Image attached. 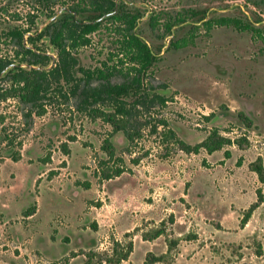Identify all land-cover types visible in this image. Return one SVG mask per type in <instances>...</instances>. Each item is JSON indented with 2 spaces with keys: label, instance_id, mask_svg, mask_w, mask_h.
I'll return each mask as SVG.
<instances>
[{
  "label": "rangeland",
  "instance_id": "374dc122",
  "mask_svg": "<svg viewBox=\"0 0 264 264\" xmlns=\"http://www.w3.org/2000/svg\"><path fill=\"white\" fill-rule=\"evenodd\" d=\"M53 1L48 7L37 0H0V55L18 62L17 45L7 32L13 26L41 29L50 12L57 14L66 2ZM123 1L129 10L140 11L135 30L159 52V61L145 77L148 92L166 101L139 113L135 122L140 124L135 126L140 135L133 142L88 110H77L76 97L47 104L44 114L31 119L24 118L27 107L16 98L2 101L0 264H82V250L110 253L115 236L133 242L132 253L121 264H145L149 250L165 254V261L156 264H264V201L240 225L243 212L256 200V189L264 194V182L248 168L256 157L264 163V0ZM196 10L216 20L239 18L258 32L219 26L217 21L208 28L189 14ZM180 15L185 21L162 36L163 23ZM151 16L157 20L154 27ZM111 26L104 22L90 35L89 44L78 49L80 66L101 67L116 51ZM180 38L189 41L182 48L170 45ZM36 45L56 55L46 39ZM129 66L117 68L124 72ZM123 80L120 73L110 78L113 83ZM239 112L252 121L250 127L244 126ZM214 127L231 141L245 138L247 143L243 149L232 143L211 153L179 149L176 138L195 144ZM3 128L12 143L1 141ZM167 129L175 138L166 137ZM106 138L115 148L113 159L101 149ZM226 149L229 157L224 156ZM18 151L20 159L12 160ZM111 167L124 172L110 180L96 177V170ZM145 174L156 177L149 192L168 193L148 194ZM76 180H87L91 187L83 189ZM139 187L144 196L136 192ZM115 191V199H108ZM97 202L105 205L98 208ZM31 206L35 213L25 216ZM92 222L98 224L95 231ZM160 227L165 234L142 238ZM173 240L177 244L166 253Z\"/></svg>",
  "mask_w": 264,
  "mask_h": 264
},
{
  "label": "trees",
  "instance_id": "16d2710c",
  "mask_svg": "<svg viewBox=\"0 0 264 264\" xmlns=\"http://www.w3.org/2000/svg\"><path fill=\"white\" fill-rule=\"evenodd\" d=\"M54 0L53 3H58ZM41 6H50L49 0H37ZM125 1L117 0H66L63 7L56 14L50 12L46 22L39 30H30V26H13L6 35H8L17 48L15 54L18 62L12 58L0 55V103L8 98H16L18 102L25 105L26 111L23 113L25 119H31L33 115H42L46 112V105L54 103H65L70 97H76V109L79 111H89L93 118H101L112 127V132H122L127 141L133 142L140 135V121L135 122L137 116L142 110L148 111L154 103L164 104L166 99L163 95L150 94L142 87L143 76L147 70L153 67L158 61L159 56L153 51L150 45L144 41L136 32L138 19L141 17L140 11L129 10ZM193 17L204 20L208 26L213 21L218 25H233L239 30H252L258 32L256 28L249 23H242L238 18L220 17L206 18L205 11L189 12ZM184 15L174 17L172 21L163 23L162 36L170 34L172 27L178 22H184ZM33 23V18H30ZM104 22H110L115 37L114 43L117 48L115 52L110 53L105 61L101 62V67L88 69L79 65L77 51L81 47L89 44L90 35L97 31ZM151 26L154 27L157 20L150 17ZM30 32V33H29ZM28 34L25 39V35ZM191 38L193 35L190 36ZM190 38V39H191ZM46 39L48 44L56 50L53 57L43 48L36 45V41ZM30 41L27 45L26 41ZM177 41H180L177 43ZM177 41H171L170 45L175 48L186 44L185 38ZM118 55H121L120 57ZM114 57H118L116 62L108 64ZM129 63L128 70L122 71L117 68L118 65ZM123 75L122 82L113 83L110 78L113 74ZM93 81H97L92 85ZM132 97V100H129ZM244 126L250 127L252 121L243 113L239 112ZM209 119V117H206ZM165 125L164 120H158ZM156 125L152 126L155 131ZM2 131V130H1ZM3 128L1 141L6 140L12 143ZM166 137L175 138V132L167 129ZM179 149L185 153H198L200 149H205L208 153L222 149L225 145L236 144L240 149L247 143L245 138L234 139L231 141L219 134L218 128H212L207 135L198 143L189 144L176 138ZM21 146L22 143L18 142ZM101 149L106 152L109 159L115 157V148L110 138L103 139ZM64 151H68L64 147ZM224 156L229 157L230 152L224 150ZM12 160L20 159V152H15L10 156ZM108 161V160H106ZM137 162V159L133 160ZM105 163V161H101ZM108 163V162H107ZM108 167V166H107ZM249 170L256 173L260 182H264V163L261 157H256L248 163ZM124 172L121 167H115L95 171L96 177L110 179L119 176ZM75 185L82 186L84 189L90 188L89 181L76 180ZM264 201V194L260 188L256 189V200L243 212L240 225L243 227L249 220L253 211ZM97 202L96 206H100ZM35 206L27 208L23 213L25 216L32 215L35 212ZM172 219V216H170ZM163 223V222H160ZM92 230H97V224H90ZM165 227L155 229L151 234H143L144 240H152L165 234ZM127 236V234H125ZM110 253H99L94 250L81 251L85 259L82 264H120L128 259L133 250L132 240L122 242L121 240L111 238ZM177 244L176 241H170L167 246V252ZM75 255V254H73ZM165 254L155 255L147 252L145 264H154L164 262Z\"/></svg>",
  "mask_w": 264,
  "mask_h": 264
},
{
  "label": "crops",
  "instance_id": "0c3cea01",
  "mask_svg": "<svg viewBox=\"0 0 264 264\" xmlns=\"http://www.w3.org/2000/svg\"><path fill=\"white\" fill-rule=\"evenodd\" d=\"M120 176V175H119ZM115 177H118V176H115ZM115 177H113V178H115ZM138 178V177H137ZM154 179L156 178V177H153ZM153 178H152V176L151 175H146L145 174V176H144V183L147 185V193L148 194H152V196L153 197H156V196H160V195H162V193H168L167 191H154V192H149V187L152 185V180H153ZM110 179H112V178H110ZM110 179H108V180H110ZM139 179V178H138ZM166 182H167V180H166ZM169 183V182H168ZM90 187H91V185H90ZM84 189V188H83ZM118 191V190H117ZM117 191H115V192H111L110 194H108V199H110L109 197H110V195L112 196V197H114V196H116L117 195ZM136 192L140 195V196H144L145 195V192L139 187L137 190H136ZM114 199H115V197H114ZM100 201H102V199L100 200ZM105 204H102L101 203V205L100 206H97L98 208H103V206H104ZM35 213V212H34ZM33 213V214H34ZM32 214V215H33ZM96 224H97V222H95ZM97 227H98V224H97ZM116 237V236H115ZM117 238V237H116ZM118 239V238H117ZM133 251V250H132ZM147 252H151L150 250L149 251H147ZM132 253V252H131ZM147 254V253H146ZM130 256V255H129ZM146 256V255H145ZM129 258V257H128ZM145 260V259H144ZM126 261V260H125ZM122 262H124V261H122ZM121 262V263H122ZM120 263V264H121ZM154 264H156V263H154Z\"/></svg>",
  "mask_w": 264,
  "mask_h": 264
},
{
  "label": "flooded vegetation",
  "instance_id": "af4514ba",
  "mask_svg": "<svg viewBox=\"0 0 264 264\" xmlns=\"http://www.w3.org/2000/svg\"><path fill=\"white\" fill-rule=\"evenodd\" d=\"M231 18H232V17H231ZM219 26H227V25H219ZM184 45H185V44H184ZM184 45L182 44V47H183ZM182 47H179V48H182ZM155 53H156L157 55H159V54H158L159 52H158V53L155 52ZM151 68H152V67H151ZM151 68H150V69H151ZM150 69H149V70H150ZM149 70H147L146 74L143 76V81H142V82H143L142 87L145 88L144 90H147V92H148V88L146 87L145 77H146V75L148 74ZM148 93H149V92H148ZM150 94H153V93H150ZM132 99H133V98L130 97L129 100H132ZM18 145H19V144H18ZM21 146H22V145H21Z\"/></svg>",
  "mask_w": 264,
  "mask_h": 264
}]
</instances>
